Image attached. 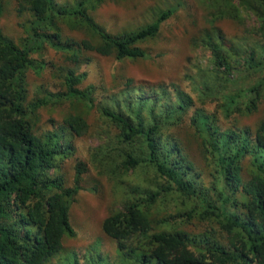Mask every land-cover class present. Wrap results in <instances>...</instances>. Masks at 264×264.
Masks as SVG:
<instances>
[{"label": "trees", "instance_id": "1", "mask_svg": "<svg viewBox=\"0 0 264 264\" xmlns=\"http://www.w3.org/2000/svg\"><path fill=\"white\" fill-rule=\"evenodd\" d=\"M109 1L124 0H16L29 14L25 36L0 27V264L55 258L74 236L69 207L89 168L119 196L101 230L125 264H264V0H203L207 27L192 46L208 56L184 73V87L115 75L111 87H83L84 52L148 59L143 45L176 11L113 33L92 15ZM223 20L242 33L228 36L216 25ZM64 26L91 39L64 38ZM47 46L62 65L43 58ZM47 72L61 88L40 84L29 97L30 74ZM64 103L81 110L54 112ZM88 133L99 144L70 166L73 140Z\"/></svg>", "mask_w": 264, "mask_h": 264}, {"label": "rangeland", "instance_id": "2", "mask_svg": "<svg viewBox=\"0 0 264 264\" xmlns=\"http://www.w3.org/2000/svg\"><path fill=\"white\" fill-rule=\"evenodd\" d=\"M57 1L64 2L65 0ZM169 6L176 7L175 13L162 23L156 39L143 45L150 54V58L121 63L93 52H84L83 55L87 60L84 64H79L76 69L77 72L86 74L82 86L102 82L104 86L111 87L113 84H117L115 80H112V76L115 75L116 77H132L151 85L168 82L178 83L184 87V73L191 72L194 64H204L208 56L207 51L202 48L194 49L192 46V39L199 37L200 32L207 27V3H204L203 0L109 1L100 6L92 15L105 30L115 33L130 26L148 23L156 12ZM16 8V0H4V13L0 19V27L4 34L14 40H19L25 36L20 24L29 18V14L24 12L19 15ZM216 25L228 36L236 33L239 35L243 31L228 20H223ZM63 34L64 38L70 37L76 41L91 39L85 32L71 31L65 26ZM42 56L46 61L57 65H62L64 62L63 56L48 46ZM64 64L69 65L68 63ZM49 67H51L50 64ZM53 70L54 68L51 69V71ZM50 72L39 78L30 74L29 97L35 96V89L40 84L53 91L61 88L57 74ZM80 110L81 107L76 110L70 103H64L54 112H63L64 114ZM41 112L50 111L42 110ZM42 115H44L41 121L43 124L46 123L47 116L45 113ZM54 116L58 119L61 115L54 113ZM96 116V112L91 113L89 122L93 123ZM252 122H254L253 118L245 121L243 125L249 126ZM100 124L101 122L97 125L100 126ZM98 126L97 128H99ZM72 144L76 148V154L75 159L69 161L70 166L75 163L76 159L84 160L86 151L90 147L98 145L99 140L88 133L75 137ZM68 169V167L65 168V172L68 174V178L72 179L73 171L71 167L70 170ZM80 185L82 189L78 191L69 207V223L74 230V236L63 239L61 251L48 264H64L72 262L73 258H76L78 264H88L94 259L98 260L100 264H125L115 242L101 230L103 219L119 204V196L114 193V185L106 177L98 175L92 168L82 174ZM192 231L198 232L196 229H192Z\"/></svg>", "mask_w": 264, "mask_h": 264}]
</instances>
